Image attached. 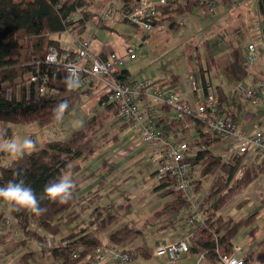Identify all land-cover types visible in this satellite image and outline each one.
Segmentation results:
<instances>
[{
    "label": "trees",
    "instance_id": "16d2710c",
    "mask_svg": "<svg viewBox=\"0 0 264 264\" xmlns=\"http://www.w3.org/2000/svg\"><path fill=\"white\" fill-rule=\"evenodd\" d=\"M206 1L194 0L184 4L174 2L167 7L157 6L159 20L156 27L168 21L170 29H178L181 26L179 17L200 8ZM140 2L141 0H122V9L133 10ZM91 5L89 0H0V124L38 123L43 127L51 126L59 123L53 118V109L60 102H68V110L64 116L72 113L80 104L85 94L83 91L85 87L70 85L66 68L47 63L46 56L50 48H56L61 53L68 51L61 47L59 41L52 38L54 35L69 33L75 40L83 39L92 17V11L89 9ZM259 10L264 22V0H259ZM96 23L102 30H112V26L103 21L101 16L97 18ZM215 64L212 59L208 61V68H206L199 61L198 78L203 85L207 82V73ZM30 74L41 79L46 78L48 87L56 90L58 95L29 97L26 83L27 76ZM127 74L122 71L118 79L128 81ZM21 85L23 90L18 97L17 89ZM218 94L220 98L218 114L230 122H238L239 113L233 109L241 96L235 91L230 96L221 86L218 87ZM99 104L106 107L99 112L97 118L89 119L83 127L67 139L46 142L31 155L15 159L7 166H1L0 186L6 185L10 180L22 178L26 185L34 189L39 198L47 183L58 180L65 173L76 175L80 172L82 163L95 156L98 134L105 133V141L108 143L118 142L122 122L125 121L117 117V109L109 103L108 93L101 97ZM112 117L111 126L119 125V127L117 133L111 136L104 129L103 123ZM188 122L198 131L200 139L198 145L202 148L199 155L191 160L195 167L201 168L200 180L195 182L196 192L201 193L203 178L214 179L208 195L199 206L204 224L191 231L189 255H205L210 264H219L221 257L234 254L235 234L242 227L251 224L257 217L254 214L249 218L235 221L218 214L223 206L243 192L250 184L252 176L245 174V178L243 176L241 180L235 182L247 156L236 155L226 160L215 156L209 148L212 138H209L211 136L205 132L202 122L192 119H188ZM127 124L130 125L128 122ZM182 125V123L173 122L170 130ZM17 172L19 177L14 175ZM169 184V181L161 180L160 185L155 189L156 191L164 190L167 195L173 196L172 200L166 202L162 210L156 214L158 217L166 216L169 219V222L162 226L165 228L176 225L179 216L185 213L187 207V200L181 192L166 189ZM79 193L80 188L76 185L73 198L66 204L42 200L41 207L47 208V212L40 216L26 211L13 212L9 209L24 238L16 242L10 233H0V247L12 244L9 254H13L19 247L25 246L28 240H37L42 244L45 239L37 229H43L53 236L59 235L62 231V224L59 222L61 217H65L66 223L73 222L77 218L72 209L81 199ZM6 206L9 208L7 204ZM0 222H4L2 213H0ZM110 222L111 225L116 224L112 220ZM111 225L97 215L86 228L66 235L62 239V242H66L65 246L43 251L49 253L59 264H95L91 261V256L98 247L105 245L102 240L104 234L111 232L110 245L122 248L131 256L133 263L139 258L147 260L152 257V253L145 247L127 248L137 239L134 228L124 226L115 230ZM108 227L111 228L108 229ZM250 260L251 257L246 258V264Z\"/></svg>",
    "mask_w": 264,
    "mask_h": 264
},
{
    "label": "rangeland",
    "instance_id": "374dc122",
    "mask_svg": "<svg viewBox=\"0 0 264 264\" xmlns=\"http://www.w3.org/2000/svg\"><path fill=\"white\" fill-rule=\"evenodd\" d=\"M245 1V4L251 9L252 13H254V11L256 12L258 0ZM229 8L232 11H229L228 14L222 12L221 9L218 12V16L212 15L210 18L199 17L197 21L193 23L196 24L198 29L192 24L191 29L190 25L187 27L182 25L178 29L172 30L169 28L168 22V24L162 28L157 27L154 29L153 33L150 34L145 41L143 40L144 36L138 32L139 30L130 26H123L124 28L119 34L122 37H132L127 44L135 49L136 59L126 61L122 69L129 70L131 79L133 80H140L143 76L156 74L159 78L156 83L160 84L163 88L169 87L170 85L168 83L172 79L180 78L184 86L192 90V76L188 73V66L192 60L190 61L188 54L191 51L190 48L201 49L203 65L206 68H208V61L212 59L217 63V65H213L208 72L212 84L215 86L220 83V81L224 84L226 83L223 80L224 67H226L227 64L236 65V52L241 62L247 58V48L249 43H252L256 45L257 53L262 54L261 57H259V61L256 62L255 70L252 74H257L259 70H262L264 73V42L253 37L252 32L242 35L236 34V26L238 23L236 22V6H229ZM221 36L225 37L222 38ZM239 37L240 40H238ZM54 38L60 42L64 50L75 49L74 36L71 34L64 33L61 36L55 35ZM204 44L207 45V48ZM252 74H248V76L245 77V84L252 86L261 83L257 82L256 84H252V82H254ZM262 79L264 80V77ZM22 87L23 85L19 86L17 93L19 92L21 94L23 90ZM85 90L86 88L83 89L85 94L80 104L75 107L72 113L63 116V120L55 125L43 127L38 123H32L30 125L0 124V132L5 134L6 139L17 138L22 140L26 137L31 138L36 144V150L41 148L46 142L63 141L83 127L89 119L93 117L97 118L99 114L96 108V97L100 94L96 92H86ZM227 93L232 96L233 90L228 87ZM240 102L246 103L243 98L237 99V103ZM254 107L258 109L263 108L264 112V107H262V105ZM111 121L113 122V117L108 121H103V124L105 125L104 129L112 136L117 133L118 125L111 126ZM131 132L132 129L129 128L123 132L119 137V142L123 141ZM104 134H98L99 137L95 143L97 151L95 156L82 163L83 165L80 172L86 173L87 175L96 173V169H94L91 164L100 163L104 165V168L97 171L93 180L85 184L78 183L81 193H86L85 189L91 186L93 187V193L91 196L86 193L85 199L74 206L73 212L76 214L77 218L73 222L66 223L65 217H61L59 222L62 224V231L57 236H53L43 229H37L38 232L41 233L45 240L55 238L57 241L61 242L66 235L81 228H86L89 226L91 220L97 215H100V219L106 221L107 224L111 225L110 220L116 223L111 225L115 230L124 226H129L136 230L137 239L128 245L127 248L134 249L137 247H145L152 253V257L147 260L139 258L134 263L132 262L130 264H196L197 256L188 255L181 261L172 262L167 256H157L155 254V249L158 244L164 245L172 243L179 239L185 232H188L189 229L186 228L185 232H183L182 228L177 225L166 228L162 227L168 222V218H166V216L158 217L156 214L162 210L167 200L163 195L155 191L160 185V180L154 174L153 168H150L151 160H149V158L144 159L145 156H141L134 160H130L127 166L110 172L109 168L111 166L114 167L119 162L113 150L118 146L119 142H106ZM211 141L209 147L211 152L215 156H219L222 160H226L228 155H226V158L221 155L223 153L225 154L223 149L225 150L227 148L225 142H221L215 138H212ZM218 149L223 153L218 152ZM109 158H113L114 161L111 166L107 164ZM14 160L15 158L9 154L0 152V167L7 166ZM200 169V166L199 168L196 167V179L199 178ZM125 174L127 175V179L123 178ZM245 174L252 176L250 184L246 186L240 195L223 206L218 214L226 219H233L235 221L249 218L254 214L257 215L256 219L251 224L242 227L235 234L233 243L235 247L242 250V255L240 257L244 259L251 257L248 264H264L263 159L257 154L250 156L247 160ZM245 174L243 175L244 178L246 177ZM76 175H78V173ZM76 175H71L74 180ZM213 180V178L202 179L203 187L201 192L204 196L208 195ZM97 181H103L102 186L109 187L108 190H106L107 187L102 188V186L96 185L95 182ZM126 182L127 184H125ZM236 182H238V180H236ZM130 188L135 189L132 192H127ZM117 196L124 197L115 201L114 198ZM203 199L204 197L202 196L201 202ZM4 213H8L5 217L8 218L12 224H15L10 211L6 210ZM179 222L180 219L178 218L177 223ZM1 223V231L13 232V230H11L12 224L9 226L5 222ZM110 228L111 227H108V229ZM110 234L111 232H108L102 237L105 245H110ZM20 235L21 237L17 238L16 242L23 240V233L21 232ZM12 246V244H7L0 247V264H18V261L22 259V256H20L19 259H14L13 254H9V250ZM119 249L123 250L122 248ZM17 250L25 251L29 255V259L26 261L28 264H59L52 257H47L45 259L41 258L44 249H42L41 242L37 240H28L25 246L19 247Z\"/></svg>",
    "mask_w": 264,
    "mask_h": 264
},
{
    "label": "built area",
    "instance_id": "2783aa9c",
    "mask_svg": "<svg viewBox=\"0 0 264 264\" xmlns=\"http://www.w3.org/2000/svg\"><path fill=\"white\" fill-rule=\"evenodd\" d=\"M188 1L194 0H178L182 4ZM219 3L220 0H207L198 9V13L208 18L217 11ZM159 5L168 6H165L164 1H160L159 4L141 1L133 10H127L122 9V0H110L101 14V19L105 22H123L144 33H150L159 20L157 10ZM135 59L136 51L132 47L127 48L125 55L112 49L105 58H102L93 52L92 42L84 39L76 40L74 50L61 53L56 48H50L46 56L47 63L66 68L70 85L89 87L93 83H98L108 89V101L116 107L117 117L130 124L134 137L149 150V157L157 178L160 181H169L170 184L166 189L179 191L186 198L185 223L189 231L178 241L158 245L155 249L157 256H167L172 262H178L190 254L191 231L203 225L204 220L199 212L201 195L195 189L196 167L191 162L199 155L202 148L199 147L196 138L190 137L182 140L177 135L194 128L188 119L197 120L202 122L205 132L212 138L225 142L227 147V150L223 149L225 154L217 150L223 153L221 155L224 158L226 155L228 157L247 156L236 176V182L245 174L247 160L250 156L257 154L264 161V131L241 126L238 122H230L218 114L220 98L217 88L209 81L203 85L194 71H190V74L192 92L197 98L195 108L187 103L177 91L163 88L150 79L119 80L126 61ZM258 59L255 46L250 45L246 59L247 69H252ZM27 78L26 89L29 97L58 95L56 90L48 87L46 78L41 79L31 74ZM235 92L245 102L253 106L262 105L264 107L263 82L252 86L240 82L236 85ZM18 97H20L19 92ZM173 122L183 125L168 132L163 124L171 126ZM0 209H2L0 212L9 210L6 204L1 202ZM4 222L9 226L12 224L5 216ZM14 222L11 228L16 232H21L15 219ZM41 245L42 249L50 250L65 246L66 242L45 240ZM241 255L242 250L235 247L234 254L221 257L219 264H246L245 259L240 257ZM205 258V255H200L197 264H203ZM91 261L95 264H130L133 262L128 253L112 245L98 247L91 256Z\"/></svg>",
    "mask_w": 264,
    "mask_h": 264
},
{
    "label": "crops",
    "instance_id": "0c3cea01",
    "mask_svg": "<svg viewBox=\"0 0 264 264\" xmlns=\"http://www.w3.org/2000/svg\"><path fill=\"white\" fill-rule=\"evenodd\" d=\"M89 1L92 4L91 7L89 8L92 11V17L88 23V29H87L86 33L84 34L83 39L91 41L93 52L102 58H105L107 56V54L112 49L118 51L122 55H125L127 48L130 47L127 44V42L129 40H131L132 37L131 36H123L122 37V36H120L119 33L121 30H123V28H124L123 26H126V27H128V26L133 27V26L128 25V24L123 23V22H117V23L107 22L112 26V30L108 31V30H102V29L98 28L97 23H96L97 18L99 16H101L104 8L106 7V5L109 3L110 0H89ZM141 1L142 2L143 1L156 2L158 4L160 3V1H164L165 6L170 5L171 3H174V2L175 3L178 2V0H141ZM245 3H246L245 0H220L218 9L213 15L218 16V14H219L218 12L221 9H222V12L228 14L229 11H232V10H230L229 6H233V7L236 6V22H238L237 26H236V34L242 35L244 33L252 32L253 37L258 38L264 42V22H263V17L261 16L260 10H259V0H258V4H257V10H256V12L254 11V13H252L251 9H249ZM198 9L199 8H196L192 12L185 14L188 16L183 15V16L179 17V19H178L179 22L182 23V25L186 26V27L188 25H190V29H191V25L194 22H196L199 17L204 18L202 15H200L198 13ZM183 17H184V20H183ZM210 17H208V18H210ZM166 24H168V21H164V23L162 25H159L158 28H162ZM193 25H195V28L198 29L196 27V24H193ZM133 28H135V27H133ZM156 28L157 27H155L154 29H156ZM169 28H170V25H169ZM153 31L150 33H144L141 30H139L138 32H140L142 34V36H144L143 40L145 41L150 36V34L153 33ZM58 36H61V35H58ZM54 37H55V35L52 36L53 39H55ZM223 37H225V36H223ZM238 40H240V37ZM250 45H254L256 48L255 44L249 43L248 47ZM74 46L76 47L75 38H74ZM205 46L207 48V45H205ZM190 50L191 51L188 54V58L190 59V61L191 60L192 61H191L190 65L188 66V73H190V71H194L196 74V77L197 76L199 77V75H198L199 72L197 70L199 68V61L203 63L202 56H201V49L190 48ZM256 51H257V48H256ZM247 55H248V48H247ZM261 55H262L261 53L258 54V57H261ZM246 59L247 58H245L241 62L239 55L236 52V65L227 64L226 67H224V70H223L224 79L223 80L226 83L224 84L222 81H220V83L216 84L215 86H216L217 90H218V87L221 86L224 88L226 93H227L228 87L231 88L234 92L235 87L238 83H240V82L245 83V77H247L248 74L251 75L252 72L255 70V65L252 69H250V70L247 69ZM258 61H259V59H258ZM215 65H217V63ZM122 71L128 73L127 74L128 81L129 80L130 81H138V80L131 79V73L129 70H125V69L123 70L122 69ZM263 77H264V73L262 72V70H259L257 74L253 75V81L254 82H252V84H256L257 82H263L264 83V80L262 79ZM144 78L150 79L154 82H157L159 79L156 74H153L150 76H143L140 80H142ZM206 79H207V81L212 83V80H211V77L209 76V73H207ZM168 84L170 86L167 87L166 89L172 90V91H177L178 93H180L182 95L183 99L187 103H189L192 107L195 106V104H196L195 102L197 99L196 95L193 94V92L190 88H186V86H184V84L180 78H174ZM85 88H86V90H85L86 92H96L97 94H100V95H98V97H96V108H97L98 112H100V111L102 112L104 110V108L106 107V105L101 106L99 104V100L101 99V97L103 95H106L108 93V89L105 86L98 84V83H93L89 87H85ZM233 110L236 113L238 111V113H239L238 123H240L241 126H247V127L254 129V130H263L264 131L263 108H261V109L255 108L252 104L247 103V102L246 103H244V102L237 103L236 102V105L234 104ZM122 125L123 126H122V129L120 131V135L123 132H125L128 128L132 129L130 127V125L127 124V122H122ZM118 127H119V125L117 126V128ZM163 127L168 132H172L170 130V126L163 124ZM120 135H119V137H120ZM177 137L179 139H182V140H187L190 137L196 138L198 141V144L200 141L199 133L194 128L189 130L187 133H181V134L177 135ZM118 142H119V140H118ZM113 150H114V154H115V156H117L119 162L116 165L114 164L115 166L113 167V166H111L114 163L113 158L108 159L107 164H109L111 166L109 168L110 172L127 166V164L129 163L130 160H134V159L139 158L141 156H145L144 159L149 158V160H150L149 150L146 149V147L143 145V143L139 139L134 137L133 131L130 134H128V136L123 141L119 142L118 146L116 148H114ZM218 151H220V150L218 149ZM91 166L94 169H96L95 170L96 173L100 169L104 168V165H101L100 163L99 164L98 163L91 164ZM150 168H153V170H154L152 163H151ZM96 173H94L92 175H90V174L87 175L86 173L80 172V173H78V175L75 176L74 181H75V183H77L76 185H78V183L79 184H85V183L89 182L90 180H93ZM154 174H155V170H154ZM123 178L127 179V175L126 174L123 175ZM197 180H200V177L198 179L195 178V182ZM95 184L102 186L103 181H97V182H95ZM125 184H127V182ZM78 187H79V185H78ZM106 187L107 186H102V188H106ZM108 188L109 187H107L106 190H108ZM134 189L135 188H130V189H128L127 192H132V191H134ZM92 190H93V187L91 186V187H88L87 189H85V192L90 194L89 196H91L93 193ZM156 192H158L160 195H163L167 200L166 202L171 201L173 198V196L167 195L164 190L156 191ZM86 193H84V192L79 193V195L81 197L79 202H82L85 199L84 197H85ZM199 195H201V198H202V196L204 198L206 196V195L204 196L202 192L199 193ZM123 197L124 196H117L114 199H115V201H118V200L122 199ZM102 200H104V199H102ZM200 204H202V202H200ZM73 211H74V209H72V212ZM0 213L4 214V216H6L8 214V213H4V211L3 212L1 211ZM181 217H182V219H181ZM179 219H180V222L177 223L176 225L179 226L180 228H182L183 232H185V230L187 228L186 223H185V213H182V216H180ZM168 222H169V219H168ZM11 230H13V228H11ZM0 233H10L12 235V237L15 239L21 237V235H20L21 232H16V230H13V232L12 231L11 232L10 231L4 232V231L0 230ZM179 239H177L176 241H178ZM52 240L53 241L55 240L57 242V240L55 238L51 239L50 241H52ZM176 241H174V242H176ZM158 245H161V244H158ZM42 253L43 254H42L41 258H43V259H45L47 257L51 258V255L49 253H45L44 251ZM20 256H22V259H20L18 261V264H28L26 261L29 259V255L25 251H16L15 253H13L14 259H19ZM191 256H196V255H191ZM0 258H1V255H0ZM198 259H199V256H197V262H198ZM197 262H196V264H197ZM203 264H210V263L205 258V261L203 262Z\"/></svg>",
    "mask_w": 264,
    "mask_h": 264
},
{
    "label": "clouds",
    "instance_id": "9594fccd",
    "mask_svg": "<svg viewBox=\"0 0 264 264\" xmlns=\"http://www.w3.org/2000/svg\"><path fill=\"white\" fill-rule=\"evenodd\" d=\"M68 110V102L62 101L53 109V118L60 122ZM36 151V144L31 138L19 140L17 138L6 139L5 134L0 132V152H5L15 159H22ZM19 177V172L14 173ZM76 183L71 174L65 173L58 180H53L44 186L42 194L37 197L34 189L26 185L24 179H14L0 186V201L5 202L10 211H26L36 216L43 215L47 208L41 207V201L66 204L73 198Z\"/></svg>",
    "mask_w": 264,
    "mask_h": 264
}]
</instances>
